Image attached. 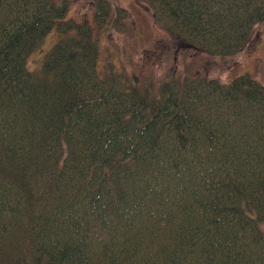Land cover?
I'll list each match as a JSON object with an SVG mask.
<instances>
[{"label": "trees", "instance_id": "trees-1", "mask_svg": "<svg viewBox=\"0 0 264 264\" xmlns=\"http://www.w3.org/2000/svg\"><path fill=\"white\" fill-rule=\"evenodd\" d=\"M137 1L214 56L264 23V0ZM68 4L0 0V264H264V85L100 72Z\"/></svg>", "mask_w": 264, "mask_h": 264}, {"label": "rangeland", "instance_id": "rangeland-1", "mask_svg": "<svg viewBox=\"0 0 264 264\" xmlns=\"http://www.w3.org/2000/svg\"><path fill=\"white\" fill-rule=\"evenodd\" d=\"M66 1L68 17L86 19L94 26L100 72L114 64L116 69L138 76L140 84L153 85L175 76L202 75L229 82L248 74L264 85V23L255 27L245 49L220 57L201 52L163 30L152 11L137 0H108L111 7L122 8L126 13L121 19H115L108 33L104 26H95L93 22L99 0ZM55 39L54 33L49 34L42 42L44 49ZM41 59L42 53H34L28 65L35 70Z\"/></svg>", "mask_w": 264, "mask_h": 264}]
</instances>
